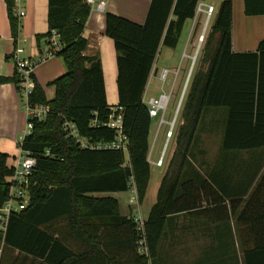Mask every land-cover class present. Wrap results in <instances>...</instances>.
<instances>
[{"label": "trees", "instance_id": "16d2710c", "mask_svg": "<svg viewBox=\"0 0 264 264\" xmlns=\"http://www.w3.org/2000/svg\"><path fill=\"white\" fill-rule=\"evenodd\" d=\"M2 1L15 45L19 31L15 1ZM204 1L151 0L142 25L110 13L104 16V35L113 42L115 52L117 108L127 139L125 163L123 151L83 149L75 139L65 138L64 121L74 124L78 137L93 144L112 142L116 131L105 126L111 108L106 101L100 59L83 55L87 45L83 32L90 7L84 0H47L48 31L35 36V45L40 51V41L45 39L49 47L51 32H56L60 47L53 56L61 59L66 73L49 84L55 89L51 102L46 101L44 90L32 75L35 85L26 105L47 106L49 112L42 120L28 119L32 128L19 144L36 165L27 189L28 205L25 210L10 214L5 227V249L21 256L13 264H21L25 261L21 258L27 257L43 264L90 261L93 250L99 251L96 238L90 233L96 219L104 227H122L136 250L138 234L133 219L119 215L117 200L88 195L126 192L133 181L138 201L143 200L151 176L147 154L152 121L142 101L144 90L159 49L176 48L185 21L194 18L197 5ZM243 1L246 15H264V0ZM231 26L232 1L224 0L214 13L202 50L200 64L206 66L205 70L194 75L185 99L184 122L176 137L178 146L180 143L179 164L172 175L163 177L145 221L150 260L157 255L165 217L190 206L187 201L177 204L182 198L176 200L175 193L188 191L185 185L192 183L179 184L204 110H227L223 151L264 147V38L255 52L233 53ZM6 83L20 93L16 72L9 78L0 77V85ZM7 158L0 153V207L8 199L10 186L6 180L13 173L6 166ZM200 181L204 187L205 182ZM76 241L84 244L83 251H77ZM251 253V249L245 250V264H251ZM141 259L145 262L143 256Z\"/></svg>", "mask_w": 264, "mask_h": 264}, {"label": "crops", "instance_id": "0c3cea01", "mask_svg": "<svg viewBox=\"0 0 264 264\" xmlns=\"http://www.w3.org/2000/svg\"><path fill=\"white\" fill-rule=\"evenodd\" d=\"M206 1L208 0L201 4L214 10L215 5L217 10L224 0L208 1L209 3ZM231 1L232 52H255L258 43L264 38V15L248 16L244 13L243 0ZM105 2L103 11L90 8L83 32V37L87 40L83 55L99 57L106 101L113 109L117 108L118 103L117 71L113 42L104 35V16L110 13L142 25L151 0H105ZM18 12L22 13V16H18L19 31L14 45L6 5L0 0V77L13 76L15 73L13 53L15 48H22L21 57L35 63L32 72L34 80L44 90L46 101L51 102L55 96V89L49 84L63 76L66 68L61 59L55 56L38 62L47 52L53 53L45 39L40 41V51L35 45V36L44 35L48 31L47 0H19L14 9V13ZM187 21L189 20H186L184 25ZM198 26L199 23L193 22L187 38V48L192 46ZM164 48L159 49L152 67L142 97L143 103L149 98L157 97L149 92L155 82H160L158 74L163 68H167L165 63L169 62L171 66L168 68L170 75H174V69L176 70L172 67L173 51L176 48L161 56ZM176 76L177 74L174 78ZM164 85L161 84V89ZM26 100L12 84L0 85V153L8 156L6 166L11 169L20 153L19 144L30 133L26 128L28 123ZM204 117L209 119L205 125L208 135L206 144L194 148V141L191 143L179 184H186L189 181L192 183L185 185L188 191L178 190L175 193L176 200L182 198L177 204L187 201L190 206L186 211L165 217L156 257L152 260L144 257V262L142 256L134 249L130 235L122 227L121 229L104 227L99 224L100 220L96 219L93 220L94 225L90 233L96 238L99 251L93 250L91 260L79 264H245L244 252L247 249L252 250L251 264H264V182L262 183L264 147L254 150L223 151L227 110L221 108L204 110L197 131ZM163 121L161 125L158 122L155 130L151 121L147 154L151 176L143 200L138 201L133 181L126 192L88 196L115 199L121 217L133 219L135 214H138L146 221L156 202L157 191L163 177L166 174L172 175L179 164L178 162L175 165L174 160L178 152L176 139L167 155L161 150L162 127L170 126L169 120L163 118ZM168 131L169 129L165 131V139ZM11 144L16 146L17 153L8 150V145ZM161 156L162 163L159 166L156 163ZM200 180L202 183L205 182L204 187H201ZM261 183L259 191L256 192ZM127 193L131 194L128 200L121 196ZM4 232L5 228L0 231V264H13L14 259L21 256L17 251L5 249ZM75 244L77 251L84 250L83 243L76 241ZM21 259H25L21 264H43L41 260L32 257Z\"/></svg>", "mask_w": 264, "mask_h": 264}, {"label": "built area", "instance_id": "2783aa9c", "mask_svg": "<svg viewBox=\"0 0 264 264\" xmlns=\"http://www.w3.org/2000/svg\"><path fill=\"white\" fill-rule=\"evenodd\" d=\"M15 5L19 0H14ZM85 3L93 9H97L99 11H103L106 6L105 0H84ZM196 13H204L206 16V23L215 13V10L208 6L205 7L201 3L197 5ZM17 16H22V13H15ZM201 40L203 35L200 37ZM200 40V42H201ZM49 49L52 51H56L59 49L60 45L58 43V35L56 32H51V37L48 40ZM23 53L22 48H15L13 53V57L15 60V72L19 77V87L22 96L27 99L28 96L32 93L34 88V81L32 79V72L34 68V62L29 59L22 58L21 55ZM53 56V53L47 52L46 55L42 56L38 60V62H42L45 59ZM170 74L169 69L163 68L159 74L158 78L162 85L167 82V77ZM172 93L171 90L169 93H165L162 91L157 97H152L147 99L144 103L147 107L149 117L151 119L156 118L159 114H161V118L159 120V125H161L163 121L164 113L166 112L167 105L169 103L170 97ZM26 111L28 114V119H38L42 120L45 118L47 113L49 112V108L47 106H35L33 108H29L26 105ZM105 126L109 129H113L116 131L115 139L110 143H99L93 144L90 143L80 137H78V133L74 124L69 121L63 122V133L65 134V138H73L76 140V143L83 149L89 150H115V151H123L126 152L127 148V139L122 133V115L120 113V109L113 108L111 109V113L108 117V121ZM172 127L170 124V129L166 133L167 141L170 139L172 135ZM27 131L30 132L32 125L27 123ZM162 156L158 159L157 165H161ZM35 160L28 153L20 150L19 155L16 158L14 166L12 167L13 173L12 176L7 178V183L10 186L8 199L3 203L0 207V231H3L5 225L7 224L8 217L12 213H19L26 209L28 205L29 199H26L25 194L30 185V178L35 169ZM137 202L136 200L134 201ZM133 222L135 225L136 232L138 234V240L136 242V251L140 256L148 258V248L145 240V221L138 215L135 214L133 217ZM6 223V224H5Z\"/></svg>", "mask_w": 264, "mask_h": 264}, {"label": "rangeland", "instance_id": "374dc122", "mask_svg": "<svg viewBox=\"0 0 264 264\" xmlns=\"http://www.w3.org/2000/svg\"><path fill=\"white\" fill-rule=\"evenodd\" d=\"M208 1L215 2V0H208ZM208 1H206V3H209ZM214 8L216 10L215 5H214ZM213 16L210 17V19L206 23L205 14L196 13V17L193 20H189L186 22V24L183 27L182 35L179 39L178 46L175 50L173 49L174 55H173L172 67L176 68V70L174 69V73H173L174 75L169 74V76L167 77V82L165 83L162 89H161L160 82H155L150 89L149 94H153L154 96H158L159 94L162 93V91H164L165 93H169V91L171 90V93H172L169 103L167 105L166 112L164 113V116H163L164 120H169V123L173 125L172 138L168 141L167 139H165V131L167 129H170V126L163 125L162 127L163 130L161 129L163 132L161 150H164V155L165 154L167 155L168 151L170 150L172 146L173 141H175L177 137L179 127L184 122L182 111H183V107H184V103H185L188 90L191 85V81L194 75L198 71L203 70V69L205 70V66L203 65V63L200 64V60L202 57L203 47L206 43L207 35L209 33V29L212 24ZM193 22L194 24L199 23V26L197 27V31L195 32V37L193 39L194 41H193L192 46L187 48V45H188L187 38L190 32V29H192ZM202 35H203V38L201 40L200 37ZM169 52H171L170 49L164 48L161 56H163L164 53H169ZM191 58H195L194 61H192ZM165 66L167 67V69L168 68L170 69L171 67L169 62L168 63L166 62ZM175 74H177L176 78H174ZM160 118H161V114H159L156 118L152 119L153 130H155L156 125L158 124ZM207 122H209V119L208 118L206 119L204 117L202 120V124L196 134V142L194 144L195 145L194 148L203 147L204 144H206L205 143L206 137L208 135L206 133L205 125ZM178 147H180V143H179V146H177V150H178ZM8 150L14 153L18 152V149H16V146L13 144L8 145ZM124 158H125V163H126L128 160L126 152H124ZM179 158H180V155L177 152L174 158L175 165L178 164ZM130 195H131L130 193H127L121 196L128 200ZM25 197L26 199H29L28 190L26 191ZM144 216L145 214L143 213V217ZM59 227L61 228V230L63 229L62 223L59 224Z\"/></svg>", "mask_w": 264, "mask_h": 264}, {"label": "water", "instance_id": "95a60500", "mask_svg": "<svg viewBox=\"0 0 264 264\" xmlns=\"http://www.w3.org/2000/svg\"><path fill=\"white\" fill-rule=\"evenodd\" d=\"M191 59H192V61H194L195 58H191Z\"/></svg>", "mask_w": 264, "mask_h": 264}]
</instances>
